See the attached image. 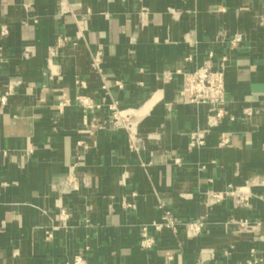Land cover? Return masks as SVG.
<instances>
[{
  "label": "crops",
  "instance_id": "obj_1",
  "mask_svg": "<svg viewBox=\"0 0 264 264\" xmlns=\"http://www.w3.org/2000/svg\"><path fill=\"white\" fill-rule=\"evenodd\" d=\"M3 25L0 95L11 79L22 85L0 109V264H264V239L237 225L264 223V0H0ZM210 53L227 60V118L212 128L209 106L173 104L181 72ZM112 104L136 112L139 151L111 128L77 162L83 118L106 120ZM248 108L259 110L251 120ZM199 129L206 144L190 149ZM211 192L223 201L208 206ZM162 203L176 231L150 228L143 249ZM201 218L206 230L188 234Z\"/></svg>",
  "mask_w": 264,
  "mask_h": 264
},
{
  "label": "built area",
  "instance_id": "obj_2",
  "mask_svg": "<svg viewBox=\"0 0 264 264\" xmlns=\"http://www.w3.org/2000/svg\"><path fill=\"white\" fill-rule=\"evenodd\" d=\"M65 3H61L60 14H63ZM9 34L7 26L3 25L0 29V43L1 38H5ZM78 38H81L79 33ZM242 41L240 35L231 40L232 46H237ZM67 43V40H59V44ZM76 44V43H75ZM2 46L0 44V65L3 63ZM186 62L192 61L191 57L185 58ZM103 65V50L98 48L91 56V68L97 72L102 73ZM227 69V60L224 58L217 65H214L213 54L210 53L204 63L192 72H181L183 76V85L177 92L173 104L175 105H207L210 107L211 116L209 118V127H218L227 118L228 102L226 98V83L225 74ZM53 75V74H52ZM22 85V82L17 79H11L8 84L3 88L0 95V109L5 106L9 99L14 95L15 88ZM118 87H122L120 82H116ZM76 103L82 106L86 111L98 110L101 106L95 104L92 100L84 97H79ZM70 101H65L60 104V109L70 106ZM262 107L264 108V100L262 101ZM259 110L248 108L244 111L243 117L245 120H251ZM233 118H231L232 120ZM138 118L137 114L132 109H120L117 104L108 106V116L106 120H100L98 118L89 119L85 116L81 123V128L77 130L78 141L75 145V159L77 162L82 161L83 154L88 152L91 146L95 143L96 137L99 132L109 129L122 130L126 132L130 148L134 151H139V134H138ZM209 130L199 129L191 135L189 147L190 149H200L205 146L206 138ZM229 143V139L225 134H222L220 140V146L224 147ZM34 150L30 149L29 153ZM4 157L11 159V152H4ZM175 164L179 165L180 160L174 159ZM77 164L72 166V169L76 168ZM71 178V176H70ZM244 192H238L231 195L236 197V207L247 204V199L243 196ZM208 206H215L223 201L221 193L211 192L208 195ZM168 204L162 203L160 208L163 210L162 219L160 222H155L152 226H144L142 228V243L143 249H152L155 241L150 236V228L156 232L163 230L176 231V219L172 214V211L167 208ZM125 207L133 208L134 205L125 203ZM62 215L66 214L62 212ZM239 232L251 233L255 240L261 241L264 239V223H250L248 221H242L237 223ZM184 228L188 234L197 236L204 232L207 228V222L205 218H201L191 223L184 224ZM50 235L49 237H51ZM75 264H84L81 258L77 259ZM245 264H259V261L246 262Z\"/></svg>",
  "mask_w": 264,
  "mask_h": 264
}]
</instances>
